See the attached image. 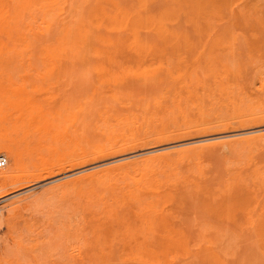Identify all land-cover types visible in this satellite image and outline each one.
Here are the masks:
<instances>
[{"label":"bare ground","instance_id":"6f19581e","mask_svg":"<svg viewBox=\"0 0 264 264\" xmlns=\"http://www.w3.org/2000/svg\"><path fill=\"white\" fill-rule=\"evenodd\" d=\"M79 1L77 5L75 0H0V55L5 54L10 64L14 60V65L16 60L17 64L23 60L19 53H25V56L39 53V57L40 54L52 56L63 63L76 61L82 71L81 87L85 90L91 85L93 89V92H90L91 87L85 90L91 93L89 96L77 90L76 95L72 93L76 98L75 106L69 100L63 102L64 97L60 96L65 104H61L64 105L61 107L62 112L65 108L64 113L58 114L60 122L53 111L58 112L56 108L61 101H57V93L54 96L58 104L54 101L56 108L52 110L54 118L52 114L51 117L56 124H51L58 126L53 129L59 130L62 139L57 140L61 143L58 157L54 155L58 152V145L56 149L52 148L56 152L50 159L48 153L51 148L48 146L47 150L41 146L47 153L43 148L37 151L38 143L36 150L32 146V150L26 148L30 154L27 155L26 151L23 158L26 144L21 142L22 138L18 139L17 131L24 134V130L21 131L24 125L20 128L17 124L19 128L16 131L15 128L10 129V122L8 130L0 129V157L7 160V165L11 161L18 164L1 184L3 188L17 186L12 194L21 193L25 183L37 176L58 173L70 163L87 162L94 156L102 158L105 152L116 154L141 142H160L192 131L205 133L212 128L231 125L250 127L254 122L264 121V0H162L166 4L161 7L155 6L154 0H132V3L112 0L111 13L98 17L92 15V9L85 15L82 5L88 4L87 0ZM12 53H18L19 59H14ZM3 56L5 63L7 60ZM147 58L154 62L145 65ZM14 65L9 67L8 73L13 72ZM6 69L4 72L7 73ZM27 70V74L24 73L29 76ZM90 75L98 81L94 78V83L90 81L88 85L87 81L92 80ZM19 79L13 82L18 83ZM95 83H99L98 86ZM147 85L148 88L153 85L152 91ZM144 88H147V93L143 92ZM32 94H37V91ZM18 99L15 102L0 99V115L7 112L9 119L12 112L17 110L18 113L26 102ZM36 101L35 104L39 103V98ZM40 102L44 104V101ZM133 106L149 113L139 118L131 114L124 128L117 121H104L101 127L94 128L101 136L93 142L79 126H75L89 112L100 110L103 117L115 108ZM30 116L38 122V117ZM17 117L21 119L23 115L18 114ZM26 119L30 127L31 123ZM40 122L39 126L46 125V120ZM29 127L25 126L26 132ZM32 128L35 129L33 125ZM37 130H31L35 132L32 135L40 136L43 130L39 133ZM31 131L24 136L26 140L30 139ZM263 131L264 128L251 130L248 131L250 134L244 133L245 136L232 140L204 143L242 133L180 143L171 146L177 148L172 151L78 176L53 186L44 196L37 193L24 194L22 198L17 196L6 203L3 211L10 220L38 206L45 198L65 200L71 194V197L74 193L76 196L79 194L77 197L81 196L83 203L75 205L69 213H73L71 218L76 224L79 217L86 221V230L85 233L81 231V236L86 241L88 253L78 259L69 254L65 264H264ZM46 132L49 133L48 129ZM55 135L59 136L56 132ZM199 142L201 144H197ZM187 144L192 145L185 147ZM31 151L36 161L43 156L46 158L36 163L38 166L28 165L30 161L26 159H34ZM214 158L223 160L235 180L232 195L222 201L214 196H205L201 192V181L198 184L191 179L203 177L204 164H209ZM189 187L198 194L193 195L200 203L196 201V210L200 205V212L203 209L222 222L242 219L238 223L240 234L230 236L228 240H216L211 235L214 233H211L212 228L204 224L202 228V223L198 225L201 229L195 236L178 230V220L195 210V200L190 199V195L195 193L186 194ZM61 210L58 209V213ZM1 211L2 223L4 216L2 218ZM22 222L18 223L20 227L14 223L8 225L4 239H0V264H39L42 258L50 264H60L53 248L55 240L62 236L70 240L75 230L68 229L65 220L57 215H49L44 220L26 218Z\"/></svg>","mask_w":264,"mask_h":264},{"label":"rangeland","instance_id":"374dc122","mask_svg":"<svg viewBox=\"0 0 264 264\" xmlns=\"http://www.w3.org/2000/svg\"><path fill=\"white\" fill-rule=\"evenodd\" d=\"M75 2H77V5H78V2L80 3L79 0H75ZM86 2L88 4H85L84 7L82 5V8H85V12H84L85 15H86V11L90 10V9H92V15L95 16V17L102 16V15H104L103 13H111V11H112L111 10L112 7H113L112 0H87ZM118 2L119 3L120 2L121 3L122 2H126V3L127 2H131L132 3V0H119ZM152 3L155 6L160 5V7L164 6L166 4L162 0H154ZM78 7L80 8L81 5H79ZM82 8H80V9H82ZM9 54L11 55V53H9ZM22 54L19 53L21 58L23 60H25V61L23 62V60L21 59L22 61L21 60H19V61H21L23 63L19 62V64H17V60H16L15 65H14V60H12L13 63L10 64L8 62V59H5V58H7V57H5V54H4V56L0 55L1 56L0 60L2 59V56H3L4 60H7V61H5V63H7L6 65H7L8 69H9V67L11 65H14V70H15L14 71L12 69L13 72L9 70L10 72L8 73V69H6V66H5V63H4L3 59H2V62L4 63V66H3L2 62L0 61L1 64H2V66L0 68V82L2 84H3V82H6V84L4 83L3 85L0 83V99L3 100V99L6 98V100H8L10 102H15L20 97L18 99L20 102L21 101L22 102L26 101L24 103L25 106L23 105V108L20 111L18 110L19 111L18 113H17V110L12 112V114H10V112H8L10 115H12L13 118L10 116L11 118L8 119L9 116H8L7 112H5L4 115H0V117L2 116L0 118V121L3 120V122H1V124H0V129L2 128L3 131L8 130L9 129L8 125L10 124V122H11V124L9 125L10 129L11 128H13V129L15 128V130H16L18 126H21L20 128H22L23 127L22 125H24L23 129L21 130V131L24 130V134H23V132H21L22 134L20 135V133H18L20 130H18V131L16 130L18 139L20 140V138H22L21 140H23V141H21V142L22 143L24 142L23 144L27 145V146L24 145L25 149H23V151L21 150L23 152V158H24V153L27 151L26 148L32 150V148H31V146H32L36 150V148L38 147L37 144L39 143L40 147L37 148L38 149L37 151H41V148H43L41 146H44V148L47 147V150H48L49 149L48 146H49L51 149H49V153H48L49 156L48 157H50V159H53L52 156L55 155L56 157H58L59 156L58 154H61L60 153L61 151L58 149V147H60L59 145H61V143L59 144L57 142V140L61 141L62 139H61V137L59 135V132H58L59 130L58 131L55 130V129H57L56 127H58V126L55 125L56 124L54 122L55 119L53 120L52 117L54 118V115H55V118L56 119L58 118L57 120H59L58 122H60L61 118H59L58 114L60 112V115H62L64 113V111H65V108H64L63 112L61 111L62 110L61 107L63 108L64 105H65L63 102L65 100H67V101L69 100V103L71 105L72 104L74 105L76 98H75V96H73L72 93H74V95H76V90L78 91V93H80L82 95H83V93H84V95H88V96L91 95V93L89 94V92H87L90 87H91L90 88V92L91 91L93 92L92 86L89 85V83H90V81H93L94 78H95L94 79L95 81H98V79L95 76L90 75V78L92 77V80L89 79V81H87V83H88V85L90 87L86 83V85L89 87L88 89H85V90H87L86 91L87 93H86L84 88H82L81 85H80L81 83H83V82L80 83V81H82L81 80L82 73L80 74L81 67L77 66V62L76 61H73L74 63H72L71 61L63 63L62 61L60 62V60H57V59L54 60V58H52V56L44 57V55L40 54V57H39V56H37V55H39V53H35V54L32 53L33 55L32 54H26V56H25V53H22ZM17 55H18V53H14L13 54V57L15 56L14 59L16 57L17 58L20 57L19 55L18 56ZM28 55H29V58L31 60L29 58H27ZM35 55H36V57H35ZM6 56H9V55H6ZM10 57H12V55ZM48 58H50V59H48ZM124 58H125V56H124ZM45 59H48L49 62H51V63H49L48 60H46L47 61L46 62ZM126 59H127V57H126ZM41 60H43V61H41ZM10 61H11V59H10ZM45 62L47 63L46 65L44 64ZM147 62H149V63H147ZM147 62L145 63V65H149L150 63H153L154 60L152 61L151 59L150 60L148 59ZM20 64L21 65L24 64L23 66L25 67V70H24V67L23 68H19V67H21ZM25 64H26V66H28V65H30V66L26 67ZM65 64H67V66ZM74 64H75V66H74ZM51 65L53 66V68H52ZM128 65L129 64H126V66H128ZM2 68H3V70H2ZM134 68L136 69V67H134ZM5 69L7 70V73L4 72ZM27 69H29V76L25 75V73L28 72ZM72 69H74V70H72ZM58 71H59V73H58ZM114 71H118V70H114ZM43 72H45L47 74L44 75L45 73H43ZM40 73H42L43 75H41ZM31 74H33V75H31ZM31 76H33V77H31ZM9 77L12 78L13 80L10 79ZM34 77H38V79L36 78V80H35ZM18 78H20L18 83H14L13 81L18 80ZM21 79H23L24 82ZM46 79H48V80H46ZM8 80H10V82L12 81L13 84H12V82L10 83ZM7 81L9 82L8 85H7ZM51 82H53V83L51 84ZM92 83H94V81ZM11 84H12V86H10ZM33 84H35L34 88H33ZM98 84L95 83L94 85L98 86ZM49 85H52V87L49 86ZM255 85L257 87L259 86V84L257 82H256ZM14 86H15V88H14ZM79 87H81L82 90ZM151 87H153V85L149 86L150 90L152 89ZM244 87H246V86H244ZM247 87H246L247 89L251 88L250 86H247ZM147 88H148V85H147ZM147 88H144L143 92H146ZM149 88H148V90H149ZM10 89H11V91H10ZM80 90L82 91V93H81ZM36 91H37L38 95L37 94H32V92H36ZM53 91H54L55 94H53ZM2 92H5V93L2 94ZM7 92L9 94H7ZM42 92H44V93H42ZM46 93L48 95H46ZM56 93H57V95H56ZM55 95L57 96V98L59 96L58 99L56 98L57 101H59V102L64 97L63 102L61 101V103H59V106L62 103L64 104L63 106L62 105L60 106V110L58 109L59 106H57L58 108L55 107V103L57 102V101H55L56 99H53V98H55L54 97ZM16 96H18L17 99L14 98ZM41 96H42V98H41ZM45 96H47V97H45ZM51 96H52V98H51ZM11 97H13V98H11ZM79 97H78V100H79ZM38 98H39V101H38L39 103L35 104L37 102L36 100H38ZM44 98H46V99H44ZM33 101H34V103H33ZM40 101H42V102L44 101V104L42 105V103ZM54 101H55V103H54ZM56 104H58V102ZM39 105L42 108H40ZM49 105H52L51 107H53V109H51V107H49ZM37 106H39V107H37ZM44 106H46V107L44 108ZM67 106H69V105H67ZM54 107L58 110V112H55L56 110H54L55 109ZM115 107H117V106H115ZM34 108L36 110H34ZM73 108H74L73 111L74 110L76 111L75 107H73ZM39 109L40 110L43 109L42 112L39 111ZM47 109L49 111L50 110L51 111L47 112L48 111ZM37 110H38V113L36 112V114H35L34 112L37 111ZM44 110H46V111H44ZM52 110H54L53 111L54 115L52 114ZM43 111L45 112V115H44ZM33 113H34L33 116H35V118L38 117L39 119H43L44 122L46 120L45 123H46L47 126L46 125L44 127L41 126V125L39 126L38 122H40V121L37 118L38 122H35L36 120L32 116ZM49 113H50V115H49ZM146 113H149V112H147L145 109L140 108L138 106H133L131 108H124V109L123 108L122 109L115 108L114 111H111L106 116H103L104 117L103 118L102 114L100 113V110H95V111L89 112L87 114H84L82 116V118L80 119V121L75 126H79L80 129L86 134V136L88 137L89 141L93 142V141L97 140L98 137L101 136V134L97 131V129H94V128L97 127V126L101 127L100 124H102L104 121L106 123H112L114 121H117L118 123H121V125L124 128L125 127V121L131 114L136 115V118H139V117H141L142 115H144ZM18 114H20V116L22 114L23 117H21V119H20V117L18 118L17 117ZM30 114H31V116H30ZM51 114L53 115L52 117H51ZM56 114H57V116H56ZM157 114H160V113L157 112ZM29 116L33 117V118H29ZM45 116H46V118H45ZM6 118L8 120H6ZM25 118H27L26 120L28 122L30 121V123H31L30 127L31 128L29 126H27ZM43 121H41V122H43ZM20 122H21V124H20ZM41 122H40V124H41ZM52 122L55 123L54 124L55 129H53L54 126H53V124H51ZM17 124H18V126H17ZM37 124H38V126H37ZM1 125H4V126H1ZM32 125H33V127H35L36 130L39 129V132H40L41 129L43 130V132L45 131L44 129H46V131L48 129L49 133H47L46 131L44 133L42 131H41V133H39L38 130H37V133H39L40 136L38 134L36 136H34L32 134L35 133L36 131H35L34 128H32ZM25 126H26V128L27 127L30 128V129H28L29 132L31 130L35 131V132L31 131L30 139L28 138L27 140H26V137H24V136L25 135L27 136V133L29 135V132L28 131L26 132ZM157 126L159 128V125H157ZM259 128H264V121L263 122H254V124H252L250 127H244L243 128V127H240L238 125H231V126H228V127H225V128H212V129H210L209 131H207L205 133H200L198 131H192V133L190 132V133H187V134L176 135L174 137L172 136V137L167 138L166 140H163V141H160V142L153 141V140L152 141H147V142H141L137 146H134V147H132V148H130L128 150H125V151H120V152H118L116 154H109V152H105L104 153V157H102V158H97L96 156H94L92 158V160L87 161V162L81 163V162L77 161V162L70 163L66 167V169L61 170L58 173L56 172V173L48 175V176H41V177L37 176V177L34 178V180H31V181H28L27 183H25V185L23 186V187H25V189L21 190L22 192L20 191L21 193H19L17 195L11 193L12 191L17 190V188H16L17 186L8 187V188L4 187L3 188V186L1 185L4 182L5 178H6L5 176H7V177L10 176L12 171H14V169H16V167H18V164H15V162L11 161L6 167L0 168V211L2 210L1 211L2 214H3L2 218L4 216V218L2 219L4 221H2V223L0 221V239L1 240L4 239L3 236L6 234V232L8 230V228H7L8 225L10 226V225H12L14 223V226L17 225L18 227H20V224L18 225V223H23L22 221H24L26 218H34L36 220L37 219L38 220H41V219L44 220V218H47L49 215H57V216H59V217H61L62 219L65 220V224H66L68 229H71L72 231L75 230L74 233H73V238L72 239H70V240L64 239V237L61 235L62 237L57 238L55 240L53 248L55 250L56 259H57L58 263H60V264L67 263L69 254H72L75 259H78V257H81V256L84 257V256L87 255V253H88L87 250L88 249L86 248V245H85V242H86L85 239L83 240V238L81 236V231L84 232L86 230V228H85L86 227L85 226L86 221H85L84 217H79V219H77V224H76V223H74L73 218H71V216H73V213H69L71 209L76 207L75 205L81 206L80 205V202L82 201L81 196L77 197L79 194H77V196H76V194L74 193L73 197H71L72 196V194H71V196H69V197L67 196L68 198H66L65 200H63V199L61 200L59 197L45 198L44 200L42 199L43 202H41L38 206L32 207L29 211H26L23 215H19V217H17V215H16V217H13L14 219L12 218L10 220L7 219V216H5V213H4L5 211H3L4 210L3 207L10 200L16 199L15 197H17V196H20V198H22V196L25 197V196H28V195H30L32 193H37V194H40V195L44 196V195H46L48 190H50L53 186L61 184L63 182L70 181L72 179H75L78 176L80 177V176H82L84 174H87V173H90V172H93V171L105 169V168L111 167L113 165L124 163V162H128V161L138 160V159H141V158H144V157H148V156H151V155H154V154H157V153H161V152H164V151H172L176 147L174 148V147H171V146L178 145L180 143L181 144L182 143L185 144V143H188V142H191V141H195V140H201V139H204V138L206 139V138H209V136H210V138L223 136V135H225V137H226V136H229L230 134L242 133V134H239V135H236V136H230L228 138H222V139H219V140H208V141H206L204 143H211V142H214V141H216V142L225 141V139H231L232 140V139H236V138H239V137H243V136L246 135L244 133H249L248 131H251V130L254 131L255 129H259ZM52 131H55L56 134H58L59 136L57 137L55 135V132H53L54 133V135H53V133H51ZM45 135L46 136L48 135L49 137L51 136L50 140H49V137L46 138ZM32 137H34V138L32 139ZM58 138H60V139H58ZM26 141H27V143H26ZM53 141H55V142H53ZM18 143H20V141ZM54 143H56V144L54 145ZM65 143L69 144L70 142L66 141ZM197 144H201V143L199 142ZM56 145H58V146H56ZM190 145H192V144H187V145H184V146L188 147ZM55 146L57 147V149H58L57 151L59 153L56 152V150L54 151L52 149V148L56 149ZM168 146H170V148H167ZM21 147L23 148V145ZM164 147L167 148V149H165ZM43 149H42V151H43ZM51 150H52L53 153L51 152ZM44 151H46V150L44 149ZM54 152H56V154H54ZM37 153L41 154V152H37ZM46 153H47V151H46ZM46 153L44 154V152H43V155H46ZM140 153H144V154H140ZM26 154L27 155L30 154V150L27 151ZM26 154H25V156H27ZM38 154H36V156ZM50 154H51V156H50ZM32 155H33V152L31 151V158H34L33 160H29V158H27V159L25 158L26 160L30 161V162H28V165H29V163H31L32 166L33 165L38 166V164L41 161V159H43V157H45V156L41 157L42 155H40L39 156V157H41L40 161H36V159L34 157L35 155L34 156H32ZM36 158H37V160H39L38 157H36ZM23 161H24V159H23ZM32 161L35 164H33ZM36 163H38V164H36ZM31 164H30V166H31ZM23 166H26L25 163H24ZM225 166L226 165H224L223 160L221 158H219V159L214 158V159L211 160V162L209 164H204V170L205 171H204L203 177H201V178L194 177V178H191V179H195L193 181V183L194 182H197L198 184L202 183L201 192L204 193L205 196L206 195L209 196V197L214 196V197H216L217 200L222 201L225 198H228V196H230V194L232 195V193H233L232 191L234 190V187H235V184H234L235 180H234V178L232 176V173L229 170H227ZM48 179H51L53 181L52 182H47V181H50ZM192 191H193L192 187H191V189L189 187L187 192H186V194L189 195V192H192ZM193 193H195V194L190 195V197H191L190 199L191 200L192 199L195 200L194 201V205L195 206L193 205V202L191 203L192 206H194V208H195L196 204H197L196 201L198 200V197H197V200H196L195 199L196 197H194V196H197L198 194H196V192H194V191H193ZM24 194H25V196H24ZM187 197H188L187 198V200H188L189 196H187ZM201 197H203V196H201ZM199 199H201V198H199ZM82 203L83 202H81V204ZM191 204L189 203L190 207H191ZM198 204H200V203L198 202ZM200 207L201 206L199 205V207L197 208L198 210H196V208L194 210V208L192 207V209L194 211H193V213L191 211V214H193V215L190 214L188 216H184L183 218L181 217L182 219L178 220V222H177L178 230H183L189 236H193V235L195 236L198 233V231H197L198 229H201V227L203 228L204 226L205 227L207 226V227L212 228L211 233L214 231V233H212L211 235L214 238H216V240L223 239V241L224 240H228L230 238V236H236V235L240 234L239 233L240 230L238 228V223L240 224L242 219L241 220H236L235 222H233V221H228V222L223 221L222 222V221H219L216 217H214L213 214H212V216H210V213L207 212L208 213V215H207V213L205 211H203V209H200L201 212H203V213H201L199 211ZM58 209H62L61 212L58 213ZM77 216H78V213H76L75 217H77ZM194 219L196 220L197 223L195 222ZM67 222H70V224H67ZM201 223H202L201 227L198 226ZM203 224H204V226H203ZM197 226H198V228H197ZM39 264H50V263H48L47 260H44L42 258L39 261Z\"/></svg>","mask_w":264,"mask_h":264},{"label":"built area","instance_id":"2783aa9c","mask_svg":"<svg viewBox=\"0 0 264 264\" xmlns=\"http://www.w3.org/2000/svg\"><path fill=\"white\" fill-rule=\"evenodd\" d=\"M7 165V160L4 157H0V168H4Z\"/></svg>","mask_w":264,"mask_h":264}]
</instances>
